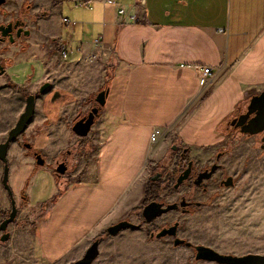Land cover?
<instances>
[{"label": "crops", "instance_id": "1", "mask_svg": "<svg viewBox=\"0 0 264 264\" xmlns=\"http://www.w3.org/2000/svg\"><path fill=\"white\" fill-rule=\"evenodd\" d=\"M79 1L0 6V23L20 18L29 31L0 44V143L27 95H35L27 129L8 148L18 211L9 239L0 241V264H72L141 206L155 170L184 149L196 161L212 158L226 125L264 89V0ZM134 13L139 20L129 22ZM64 17L76 24L67 26ZM62 41L68 59L59 53ZM205 67L213 69L208 81ZM103 89L105 105L89 134L78 136L72 126ZM155 129L161 134L152 141ZM77 149L70 172L57 176L59 157ZM3 171L0 160V223L12 207ZM118 235L99 245L117 248ZM137 238L138 246L151 245Z\"/></svg>", "mask_w": 264, "mask_h": 264}, {"label": "rangeland", "instance_id": "2", "mask_svg": "<svg viewBox=\"0 0 264 264\" xmlns=\"http://www.w3.org/2000/svg\"><path fill=\"white\" fill-rule=\"evenodd\" d=\"M9 86L16 90L14 84ZM259 137L244 135L232 144V133L227 131L223 145L216 151L226 147V155L220 162L236 176V184L217 189L212 183L206 193L198 192L194 197L204 201V205L188 214H177L183 224L178 231L181 237L225 254H264V149ZM106 232L102 231L93 241L100 236L103 241H113ZM137 235L135 230L125 229L114 239L117 248L113 249L112 243L99 245L101 257L93 264H131L138 259L136 264H219L197 260L195 249L176 247L171 238L155 241L150 247L138 246Z\"/></svg>", "mask_w": 264, "mask_h": 264}, {"label": "water", "instance_id": "3", "mask_svg": "<svg viewBox=\"0 0 264 264\" xmlns=\"http://www.w3.org/2000/svg\"><path fill=\"white\" fill-rule=\"evenodd\" d=\"M6 0H0V6H2ZM16 23L14 26H17ZM0 31L4 36H9L10 42H15V37L13 36V23L10 22L7 25H0ZM28 35L29 31L24 30L22 27L18 28L16 32V37H20L21 35ZM49 83H45L41 87V92H43ZM107 89L101 90L95 97L96 105L89 111V113L81 118H79L74 125L72 126V130L75 134L80 137H85L91 131V128L95 122V119L100 114L101 108L105 105L106 96H107ZM35 108V95L29 94L26 97V106L24 111L19 116L16 124L10 129L8 132V136L0 143V160L4 163V171L2 182L5 189L8 191L10 198H11V211L8 216L0 223V232L2 235L0 236V241L5 242L9 239L10 233L8 231L9 224L15 221L17 216V206L15 203V199L13 196L12 189L9 185V164L7 159V153L9 144L12 141H15L20 135L24 133L27 129L29 122L32 119L33 113ZM232 125L236 127H240L242 133L249 134V135H256L264 132V89L258 93L253 95L249 102L246 105V111L240 113L238 116L234 117L231 121ZM26 146H30L27 144ZM262 149H264V136L262 138ZM179 146L177 144L173 145L172 149L177 150ZM185 151L187 149H184ZM36 161L39 165H44L45 159L39 153H35ZM216 165H213L210 171L201 172L198 175L197 180L195 181L196 184L200 185L203 183L204 180L209 179L212 176L213 171L216 169ZM67 165L62 162L56 167V172L60 174L66 173ZM190 168H187L185 171L181 173V175L177 179V183L175 184L178 187L180 184L183 183L189 177ZM152 180L158 179V177H150ZM230 179V178H229ZM230 182L227 181L226 185L230 186ZM178 207V204H168L167 206H163L162 203L157 201H152L148 203L144 207L143 214L148 221H151L155 217L162 215L165 212L170 210H174ZM135 224L127 219H122L114 224H111L107 227V232L110 236H115L120 233L123 229L126 228H134ZM176 225L162 230L157 236L163 237L166 235L176 236ZM99 239H95L89 247L86 249L84 255L73 262L72 264H93L95 259L99 256ZM174 244L176 246L181 244H186L187 246H192L193 244L190 241H186L184 239H180L175 237ZM196 250L195 258L197 260H208V261H215L219 264H264V254H255V253H248L244 255H234V254H225L221 253L212 247L206 245H193Z\"/></svg>", "mask_w": 264, "mask_h": 264}, {"label": "flooded vegetation", "instance_id": "4", "mask_svg": "<svg viewBox=\"0 0 264 264\" xmlns=\"http://www.w3.org/2000/svg\"><path fill=\"white\" fill-rule=\"evenodd\" d=\"M12 23H13V36L15 37V41H16L23 36V34L18 38L15 36L18 28L22 27L24 30H27V29H25L24 21L20 18L16 19L15 21H12ZM16 23H18L17 26H14ZM7 24H0V25H7ZM9 38H10L9 36H4L2 34V31H0V44L3 42L9 41L10 40ZM95 105H96V102L94 100L92 108ZM245 111H246V108L242 110L241 112H239L234 117L238 116L240 113H243ZM232 119L229 122L228 129L232 133L233 139L231 140V143L235 144L236 141L241 136L249 135V134L242 133L240 130V127H236L235 125H232L231 124ZM249 136H254V135H249ZM255 136H260L259 139H260V146H261L264 132L260 134H256ZM36 152L39 153L38 151H32L33 153L32 155L35 156ZM78 153H79V150L77 152L75 151V153L73 154L71 153V151H67L66 153H64L63 155L59 157V159L57 160L56 167H58L60 163L64 162L68 168L66 170V173L64 174H60L56 172L55 170V173L57 174V176L60 177L70 172L69 168L71 166V163L72 161H74V158L76 157V154ZM225 155H226V147L217 150V152L214 154V157L210 158L208 161L203 163L201 161H196L195 159L191 158L188 151L183 150L182 152H180V154H178V157L176 158L175 161H171L170 163L162 165L160 167L161 169L155 170L151 174V177L152 176L158 177V179L156 180L150 179L151 185H149V187L146 190L145 197H144V200L142 201L141 206L134 211V214H133L134 217L125 218L131 221L132 223H134L135 227L126 228V229L135 230L138 233V235L144 236L146 241L151 244L155 241H162L166 238H171L174 244L175 237L189 241L185 237H181L178 233V231L181 228H183V224L179 220V217L177 214H182V215L188 214L192 212L193 210L202 207L204 205V201L197 199L194 196L198 192H201L202 194L206 193L209 190L212 183H214V186H217V189H221L223 187L234 186L236 184V181H237L236 176L232 172L228 171V167H226L224 163L220 162L221 159ZM213 165H216L217 167L213 171L212 176L209 179L204 180L203 183H201L200 185L196 184L195 181L197 180L198 175L201 172L210 171ZM187 168H190L189 177L186 180H184L182 184L176 187L175 184L177 183L178 177ZM227 181L231 183L230 186L226 185ZM152 201L160 202L163 204L164 207L167 206L168 204L176 203L178 204V207L174 210L165 212L158 217H155L151 221H148L146 217L144 216L143 211H144V207ZM172 212H175L176 215L174 214V216L171 217L170 219H163V217L170 215ZM158 220H161V221L158 222ZM174 225H176V230H177L176 236H171V235H166L163 237L157 236L162 230L168 229ZM105 235L110 236L108 232H106ZM110 237H114V236H110ZM96 239L101 240L99 237H97ZM193 245L187 246L186 244H181V245L176 246L174 244V246L176 247L186 246L188 248L195 249ZM146 247H150V246H146Z\"/></svg>", "mask_w": 264, "mask_h": 264}, {"label": "built area", "instance_id": "5", "mask_svg": "<svg viewBox=\"0 0 264 264\" xmlns=\"http://www.w3.org/2000/svg\"><path fill=\"white\" fill-rule=\"evenodd\" d=\"M92 1L94 0H80L79 1V4L82 5V6H90ZM144 0H140V2L143 3ZM106 3H113L115 4L116 1L115 0H105ZM119 13L123 16L120 18V22H124V16L126 15V9L124 7H120L119 9ZM139 20V17L137 16V14H131L129 16V22H137ZM63 23L66 24L67 26H71L73 27L76 23L75 21L67 18V17H64L62 19ZM58 50H59V53L61 55V57L63 59H68L69 57V49L67 48L66 46V43L65 42H60L58 44ZM81 49V48H80ZM203 79H205V81H208V78H209V75H211L213 73V69L211 67H205L204 70H203ZM161 134V130L160 129H155L151 135V140L152 141H156L157 138L159 137V135Z\"/></svg>", "mask_w": 264, "mask_h": 264}, {"label": "trees", "instance_id": "6", "mask_svg": "<svg viewBox=\"0 0 264 264\" xmlns=\"http://www.w3.org/2000/svg\"><path fill=\"white\" fill-rule=\"evenodd\" d=\"M228 125H229V123L226 125V128L228 127ZM31 154H33L32 151H31ZM170 162H171V161H170ZM170 162H169V163H170ZM162 164H163V163H162ZM99 238L101 239L102 237H99Z\"/></svg>", "mask_w": 264, "mask_h": 264}]
</instances>
